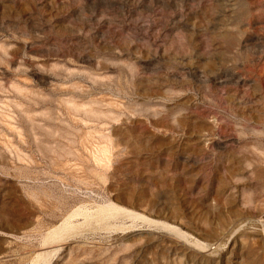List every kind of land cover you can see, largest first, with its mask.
Instances as JSON below:
<instances>
[{
	"label": "rangeland",
	"instance_id": "1",
	"mask_svg": "<svg viewBox=\"0 0 264 264\" xmlns=\"http://www.w3.org/2000/svg\"><path fill=\"white\" fill-rule=\"evenodd\" d=\"M0 264H264V0H0Z\"/></svg>",
	"mask_w": 264,
	"mask_h": 264
},
{
	"label": "bare ground",
	"instance_id": "2",
	"mask_svg": "<svg viewBox=\"0 0 264 264\" xmlns=\"http://www.w3.org/2000/svg\"><path fill=\"white\" fill-rule=\"evenodd\" d=\"M107 208H108V207H107ZM110 209H111V208H110ZM110 209H109V210H110ZM113 210H114V209H113ZM110 214H111V213H110ZM60 227H61V226H60ZM57 235H58V234H57ZM195 242H196V241H195Z\"/></svg>",
	"mask_w": 264,
	"mask_h": 264
}]
</instances>
